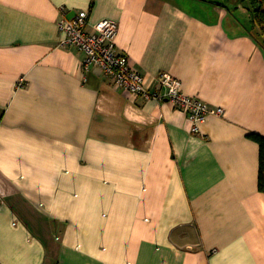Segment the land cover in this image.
<instances>
[{"label":"crops","instance_id":"obj_1","mask_svg":"<svg viewBox=\"0 0 264 264\" xmlns=\"http://www.w3.org/2000/svg\"><path fill=\"white\" fill-rule=\"evenodd\" d=\"M232 2L0 0V264H264V45ZM76 16L118 25L151 92L170 74L225 115L194 133L84 69Z\"/></svg>","mask_w":264,"mask_h":264},{"label":"built area","instance_id":"obj_2","mask_svg":"<svg viewBox=\"0 0 264 264\" xmlns=\"http://www.w3.org/2000/svg\"><path fill=\"white\" fill-rule=\"evenodd\" d=\"M89 22L86 17L76 16L72 19L61 18L59 30L63 37L61 47H74L86 54L83 68L92 66L100 68L103 73L115 81V85L124 88L133 95H142L158 102L164 99L189 116L193 123L192 131L200 132V126L208 116L225 115L223 108H213L198 97L187 95L182 90V83L170 74L159 77V86L165 92H151L145 85V79L131 63L129 55L122 53L116 45L118 25L112 21H102L95 25V33L88 32ZM21 80L19 86L23 85Z\"/></svg>","mask_w":264,"mask_h":264},{"label":"trees","instance_id":"obj_3","mask_svg":"<svg viewBox=\"0 0 264 264\" xmlns=\"http://www.w3.org/2000/svg\"><path fill=\"white\" fill-rule=\"evenodd\" d=\"M251 4L253 7L251 13L252 30L258 33L261 40H264V0H251ZM254 37L261 45L263 44L257 36L254 35ZM251 137L260 146V190L264 192V137L258 134H252Z\"/></svg>","mask_w":264,"mask_h":264},{"label":"rangeland","instance_id":"obj_4","mask_svg":"<svg viewBox=\"0 0 264 264\" xmlns=\"http://www.w3.org/2000/svg\"><path fill=\"white\" fill-rule=\"evenodd\" d=\"M219 1H220V0H219ZM221 1H224L225 3H227V4H229V5L233 4L232 0H221ZM230 2H231V3H230ZM252 32L254 33L255 36H257V38H258L259 40H261V39H260V36L258 35V33H257L255 30H252ZM261 42L264 44V40H261Z\"/></svg>","mask_w":264,"mask_h":264}]
</instances>
